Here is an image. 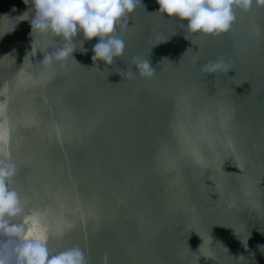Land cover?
Here are the masks:
<instances>
[{
	"label": "water",
	"instance_id": "obj_1",
	"mask_svg": "<svg viewBox=\"0 0 264 264\" xmlns=\"http://www.w3.org/2000/svg\"><path fill=\"white\" fill-rule=\"evenodd\" d=\"M142 4L113 65L93 62L94 38L45 67L31 4L0 0L11 187L49 249L78 246L87 264H264V5L206 36ZM137 56L151 78L121 76ZM221 59L228 73L201 71Z\"/></svg>",
	"mask_w": 264,
	"mask_h": 264
},
{
	"label": "clouds",
	"instance_id": "obj_2",
	"mask_svg": "<svg viewBox=\"0 0 264 264\" xmlns=\"http://www.w3.org/2000/svg\"><path fill=\"white\" fill-rule=\"evenodd\" d=\"M25 3L31 4L34 13L30 20L31 35L33 44L41 45L44 58L40 64L45 67H65L69 58L75 60L73 53L78 49L87 51L84 43L94 38L98 39L92 47L93 62L97 67V61L104 62L106 67L113 65L125 53L123 36L132 14L143 6L142 0H25ZM157 3V13L179 20L188 33L218 36L231 30L236 20L235 9L247 12L254 3L264 5V0H157ZM48 38L54 39L57 46L51 47ZM131 66L136 71L128 67L127 71H121V76L126 73L131 79L133 73H138L151 78L156 72L149 59L139 56L133 58ZM230 69V63L222 59L201 66L206 74L228 73ZM15 174V163L0 157V264H87L85 253L78 246L58 252L49 249L47 238L37 232L38 215L27 210L26 201L11 187Z\"/></svg>",
	"mask_w": 264,
	"mask_h": 264
}]
</instances>
